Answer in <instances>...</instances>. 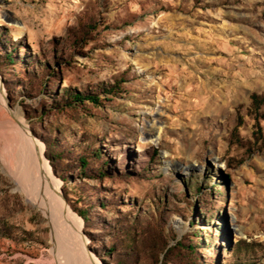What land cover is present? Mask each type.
Masks as SVG:
<instances>
[{"label": "rangeland", "instance_id": "rangeland-1", "mask_svg": "<svg viewBox=\"0 0 264 264\" xmlns=\"http://www.w3.org/2000/svg\"><path fill=\"white\" fill-rule=\"evenodd\" d=\"M0 88V264H264V0H0Z\"/></svg>", "mask_w": 264, "mask_h": 264}, {"label": "bare ground", "instance_id": "bare-ground-1", "mask_svg": "<svg viewBox=\"0 0 264 264\" xmlns=\"http://www.w3.org/2000/svg\"><path fill=\"white\" fill-rule=\"evenodd\" d=\"M0 99L3 100V93H2L1 88H0ZM27 129H28L27 126H25V128L21 132L24 133V136L26 138L25 140L28 141V143L31 147L32 154H34V156H32V167L33 166L34 167L32 169L33 171L31 170V174L33 175V177L36 176V180L40 183L39 185H40L43 193L48 198V200H49V206L48 207H49L51 214L54 215V213H57L60 216V219L62 221H63V219L65 220L67 216H69V218L71 216H73L74 229H73V231H71V235L76 236L78 238L79 244L83 248V249L81 248V250H84L86 243H85L84 238L80 234L84 221H83V219L77 218V216L72 215L70 208L65 204L64 200L62 199V197L60 195L59 183L57 180H55V178L53 176H51L50 165H49V163H47L45 161V158L43 156V145L40 142L34 141L33 137L30 136ZM146 132H147V130H146ZM24 136H22L21 140H23ZM14 140L16 141L17 139L14 138ZM16 142H18V141H16ZM30 164H31V161H30ZM37 166L42 169V170H40L41 172L36 171V169H38ZM29 167H30V169L32 168L31 166H29ZM45 183H47V185H49V187H50L48 190L46 189L45 186H43V185H45ZM79 222H80V224H79ZM63 223H64V221H63ZM88 259L93 262V260L91 258H88Z\"/></svg>", "mask_w": 264, "mask_h": 264}, {"label": "trees", "instance_id": "trees-1", "mask_svg": "<svg viewBox=\"0 0 264 264\" xmlns=\"http://www.w3.org/2000/svg\"><path fill=\"white\" fill-rule=\"evenodd\" d=\"M9 55H7V57H8ZM254 97H255V95H253ZM83 96L81 95V94H79V93H76V94H74L73 95V99L74 100H79V99H81ZM94 98V97H93ZM78 213H79V215H80V217L85 221L86 220V216H85V214L83 213V211H81V210H78Z\"/></svg>", "mask_w": 264, "mask_h": 264}]
</instances>
